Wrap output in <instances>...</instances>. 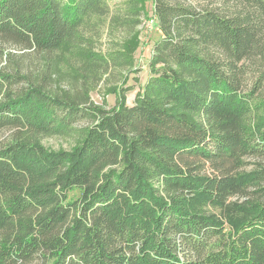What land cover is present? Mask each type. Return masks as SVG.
Wrapping results in <instances>:
<instances>
[{"label": "trees", "instance_id": "16d2710c", "mask_svg": "<svg viewBox=\"0 0 264 264\" xmlns=\"http://www.w3.org/2000/svg\"><path fill=\"white\" fill-rule=\"evenodd\" d=\"M152 10L150 76L105 109L88 80L135 72L136 47L89 53L83 30L131 35L142 0H0V264H264V0ZM74 47L80 74L51 91ZM69 132L70 151L40 142Z\"/></svg>", "mask_w": 264, "mask_h": 264}, {"label": "rangeland", "instance_id": "374dc122", "mask_svg": "<svg viewBox=\"0 0 264 264\" xmlns=\"http://www.w3.org/2000/svg\"><path fill=\"white\" fill-rule=\"evenodd\" d=\"M200 1L217 3V0ZM109 4L113 7L112 2H109ZM142 4L143 14L141 15V24L131 35L117 28L112 30L108 25L107 18L98 17H93L88 25V29L83 30V35L90 39L89 41L92 43L84 48L89 53L104 54V52L118 51L117 46L115 44L113 45V43H119L126 38V41H134L136 47L133 55L134 69H137L135 72L127 73L124 69L114 68V72L109 73L99 69L98 76L95 78L91 76L89 78L88 95L94 105L105 109L112 107L116 102L119 89L127 86L131 87V90L127 93V102L131 104L135 93L141 89L150 76L148 63L152 42L157 37L155 28L156 21L152 10V0H142ZM13 51L15 55L27 53V51L17 49ZM33 57L34 55L30 53L26 55V63L23 66V71L36 74L41 70L42 66L45 68L46 62H41L40 66L36 68L31 61ZM85 58L78 47H74L70 51L65 52L63 61L58 64V72L53 74V79L50 84L51 91L61 92L67 90L69 83L74 82V78L78 77L76 74H80ZM126 76H128V80L124 83ZM9 133L4 132L0 134V140L5 139V136ZM77 139V134L69 132L64 135L41 136L40 142L51 151H70L74 147ZM251 167L252 165H248L245 168L249 170ZM76 195V192L72 193V197Z\"/></svg>", "mask_w": 264, "mask_h": 264}]
</instances>
